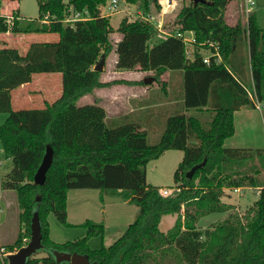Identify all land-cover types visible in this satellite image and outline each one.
I'll return each mask as SVG.
<instances>
[{
  "label": "trees",
  "instance_id": "trees-1",
  "mask_svg": "<svg viewBox=\"0 0 264 264\" xmlns=\"http://www.w3.org/2000/svg\"><path fill=\"white\" fill-rule=\"evenodd\" d=\"M138 5L144 13L157 0H124ZM180 8L176 27L169 36L155 39L156 31L144 19L123 18L115 30L120 39L111 45L113 32L108 16L100 7L106 0H38V21L12 20L0 14V34H57L53 42L31 43L25 53L0 47V113L7 114L0 125V143L10 169L0 180L2 190L15 192L21 230L13 243L0 246V264H8L4 254L25 246L30 239V220L37 211L46 255L32 256L26 264H57L52 251L86 255L97 264H264V187L246 215L226 219L211 230L200 231L202 216L222 213L228 207L220 198L225 188L260 187L256 176L264 172V149L226 148L234 134L233 114L241 108L264 109V29L251 12L246 23L229 26L225 12L233 0H208ZM72 12H86V20L64 23ZM47 18V22L42 20ZM191 31L194 52L189 59L182 40L175 33ZM157 35V34H156ZM213 43L220 61L210 57L203 63L201 50ZM245 47L246 55L241 52ZM116 54L117 71L137 69L152 72L161 84L166 71L182 78L183 108L193 112L210 110L209 123L198 115L178 113L165 121L159 141L149 145L146 134L134 124L108 127L106 111L95 99L78 105L95 89L116 84L143 85V81L101 82V72L93 70L100 57ZM249 71V84L244 80ZM60 73V97L41 109H11L12 90L30 83L38 73ZM53 151L45 182L38 186L33 176L46 147ZM167 150H180L183 157L173 180L179 183L171 194L162 196L147 183L146 164ZM190 179L186 173L203 160ZM253 164L248 162L254 160ZM71 189H97L117 193L135 205L138 213L123 234L108 247L90 249V237L102 234L104 226L85 221L86 234L79 239L55 243L49 237L48 216L67 223L66 199ZM39 197V201L36 198ZM165 215H175L173 226L162 233L158 226ZM59 264H69L62 262Z\"/></svg>",
  "mask_w": 264,
  "mask_h": 264
},
{
  "label": "rangeland",
  "instance_id": "rangeland-1",
  "mask_svg": "<svg viewBox=\"0 0 264 264\" xmlns=\"http://www.w3.org/2000/svg\"><path fill=\"white\" fill-rule=\"evenodd\" d=\"M66 1V0H65ZM164 0H157L158 8L154 4H150L146 13H144L138 5H133L125 2L124 0H117L116 7L111 9L110 0H106L104 6L100 7L101 14L108 16L110 26L113 32L110 34L111 45H114L119 39V34L115 31L119 26L120 21L123 18L128 19V21H133L135 19L147 18L151 26L155 30V25L158 20L162 22V31L171 30L176 27V15L180 8L190 4L191 0H175L176 7L171 13L163 14ZM254 5L251 10V14L254 15L258 25L264 29V0H252ZM244 1L235 0L231 3L227 14L225 16V22L229 26H234L239 21L242 24L246 23L247 15L244 12ZM14 12L19 14V17L28 21H38V0H0V14H6L4 16H11ZM227 19V20H226ZM11 34V33H10ZM157 34V33H156ZM155 34V39L159 38ZM188 37V34H185ZM58 39L57 34L47 33V34H26V35H15L10 37H0V47L16 48L20 53H25L28 46L31 43L40 42H53ZM5 42V43H4ZM241 52L246 55L245 47H241ZM204 57L209 55L208 52H202ZM116 59V54L112 51L105 59L102 70L103 77L114 78V80H130L134 79L136 76L135 72L138 70L130 71H117L114 68V61ZM244 75L249 79V71L245 68ZM113 73H118L116 76ZM152 72L145 74L143 77H151ZM143 79V80H144ZM165 77L161 79L164 81ZM113 81V80H111ZM151 87V98L146 100V98L137 99L135 102L124 101L125 97L128 96L121 95L124 93V89L119 90L120 92L115 99V105L113 107L116 110L121 111L119 116H115L112 123L106 122L108 127H116L123 124H134L141 131L146 134V141L149 145L156 144L165 127V121L168 116L184 113L187 115L195 114L205 122L209 123L212 119L213 114L210 110H203L201 113L193 112L191 110H186L183 108V103L179 101L181 95L179 96V91L170 88L167 93L163 89L162 85L151 82L146 86ZM145 86V84H144ZM62 90V79L61 74L54 73H38L33 76L32 87H28L21 91L23 99L16 98L17 90H12L11 96V109H41L46 103H52L56 101ZM26 99V100H24ZM87 97H83L78 101V105H85ZM128 99H130L128 97ZM160 100V106H154ZM167 101H174L173 105L168 108L163 107V103ZM89 104H92L89 103ZM128 104L130 108L124 107ZM143 106L142 108H140ZM135 109V110H134ZM133 111V112H132ZM259 118V125L261 134L264 135V109L256 112ZM7 114L0 113V125L6 119ZM231 139V138H230ZM226 139L224 142L225 147L231 145V140ZM261 140H264V136ZM183 157V152L180 150H167L157 159L150 160L146 164V180L147 183L157 189H168L175 188L179 183H175L173 180V174ZM255 161L252 160L248 162V165L253 164ZM11 167V162L4 158L0 143V175L1 178L4 176V172H7ZM262 175V176H261ZM259 184H264V172L261 171L260 174L256 176ZM255 189L251 187H245L243 190L235 192L234 188L223 189L224 195L220 198V201L228 207L227 211L222 213H212L199 218L196 222V228L200 231L211 230L215 225L221 223L226 219H231L236 217L241 223H245L246 215L249 213L251 206V200L255 199L254 193ZM254 192V193H253ZM15 195V192H13ZM0 194V207H3V200ZM237 196V197H236ZM247 196V198L241 197ZM233 197L235 200H232ZM16 200V195H15ZM17 202V201H16ZM230 203V204H226ZM240 203V204H239ZM0 220L3 216L9 212L2 210L0 212ZM12 213V212H11ZM66 213L68 225H63L59 223L53 214L48 216L49 224V237L55 243H64L67 241H73L83 237L86 234V228L81 226L85 221H90L94 224H102L104 226V231L102 234H97L88 239L87 244L90 249H99L101 247L110 246L115 240H117L124 232L126 227L133 222L135 219L138 208L124 200H122L121 195L117 193L110 194L104 193L103 198L100 199L99 190L97 189H71L67 192L66 199ZM176 216L175 215H165L161 218L159 223V230L162 233L167 232L174 224ZM6 230V231H5ZM0 245H6L10 242L8 228H0ZM17 251V250H16ZM15 251V252H16ZM46 255L45 250L38 251L35 257H42ZM170 264H176V262L171 259Z\"/></svg>",
  "mask_w": 264,
  "mask_h": 264
},
{
  "label": "crops",
  "instance_id": "crops-1",
  "mask_svg": "<svg viewBox=\"0 0 264 264\" xmlns=\"http://www.w3.org/2000/svg\"><path fill=\"white\" fill-rule=\"evenodd\" d=\"M13 1L14 0H12V2ZM234 1L235 0L230 2L226 8V12H225L226 17L228 16L227 11H228L231 3H233ZM5 2H6V0H5ZM3 15H8V13L3 14ZM11 35L15 36L14 34H10L9 32H7L4 34H0V37H2V38L10 37ZM114 63H115V61H114ZM147 73H150V72L137 71L134 74L136 76L134 79H131V81L125 79V81H129V82L143 81V79H144L143 76ZM117 74L118 73H113L114 76H116ZM163 77H165L164 81L162 80V83L165 86V93L168 92L169 87L173 88L177 91L179 89H181L182 78H181V74L179 72L166 71L161 76V79H163ZM111 80H114V78L108 79L106 77H103V74L100 75V81L101 82L105 83V82H110ZM243 81H246V83H247L249 81L248 77L245 76ZM32 84H33V79L30 83L24 84V85L18 87L17 89H15V90H17L16 98L17 99L18 98L23 99L24 96L20 94L21 91L28 88V87H32ZM122 89H124V93H122L121 95H124V97L128 96L130 98V99H128V97L127 98L125 97L124 101H128V102H135V101H137V99H142V98H146V100H149L151 98V94H152L150 85L144 86V84L143 85H141V84H136V85L116 84V85H112V86L105 87V88L95 89L91 95L84 96V97H87V99H86L87 103H85V104H89L91 102L93 104L95 102V99H97L98 104L100 106H102L104 108V110L106 111L105 121H110V123H112L115 116H119L121 114V111L116 110L113 107V105H115L114 101H115V99H117V96L120 95V94H118L120 92L119 90H122ZM179 93H180L179 96L181 95L179 101L182 102L181 90L179 91ZM24 100H26V99H24ZM173 103H174V101L164 102L163 107L167 106L168 108H170L173 105ZM153 104H154V106L155 105L160 106L161 103H160V100L157 103L155 100V102ZM124 107L130 108L129 112L131 110H133V109H131L130 104H128V107L126 105H124ZM142 107L143 106H141L140 108H142ZM258 110H259V112H261V108H257V107L253 108V109L241 108L240 110L234 112V114H233L234 134L231 137V139L229 138L231 140V145L229 147H226V148L264 149V140H261L264 135L261 134L260 125H259L260 120H259L258 115L256 113ZM5 173L6 172H4L3 174H5ZM0 178H1V175H0ZM256 180H258V179L256 178ZM258 185H260V187H257L255 189L256 190L255 193L253 192L255 199L251 200V206L253 205V203L257 199L259 189L264 187V184L258 183ZM244 189H245V187L243 188V190ZM13 192L14 191L2 190L0 188V194H2L1 198L4 202L3 207H0V212L2 210H5L6 212H9V215H10V217H8V214H6L0 220V228H1V226L3 227V229L8 228V234L10 236L9 237L10 242L6 245H9V244L14 242L18 232L22 228L20 223H19V218H18L19 213H20V209L18 208V204L15 200V195ZM236 197H233L232 200H235L234 198H236ZM241 198H247V196H244V197L242 196ZM226 204H230V203H226ZM67 216H68V214H67ZM0 236H2V234ZM0 246H2V245H0ZM14 252H12V253H14ZM8 254H10V253H8Z\"/></svg>",
  "mask_w": 264,
  "mask_h": 264
},
{
  "label": "water",
  "instance_id": "water-1",
  "mask_svg": "<svg viewBox=\"0 0 264 264\" xmlns=\"http://www.w3.org/2000/svg\"><path fill=\"white\" fill-rule=\"evenodd\" d=\"M193 5H197L198 3L201 4H209L208 0H192ZM104 64V57H100L99 61L93 67L95 71H101ZM153 81L152 77L145 78L143 83L148 85ZM53 158V151L50 146L46 147L44 156L42 161L36 170L33 176V183L35 185L41 186L45 182V175L47 170L49 169ZM205 159L195 166H193L187 173L186 178L190 179L193 173L204 166ZM40 199L39 197L36 198L38 202ZM42 234L40 228V222L37 211H34L30 220V239L28 243L19 248L16 252L8 254L6 256L8 264H26L27 259L35 255L38 251L43 249V245L41 243ZM53 258L57 264L62 262H67L69 264H97L96 262H90L86 255H79L77 253H67V252H60V251H52Z\"/></svg>",
  "mask_w": 264,
  "mask_h": 264
},
{
  "label": "built area",
  "instance_id": "built-area-1",
  "mask_svg": "<svg viewBox=\"0 0 264 264\" xmlns=\"http://www.w3.org/2000/svg\"><path fill=\"white\" fill-rule=\"evenodd\" d=\"M243 1H244V3H243L244 12L248 16V14L252 10V7H253L254 3H253L252 0H243ZM163 2H164L163 14L171 13L176 7L175 0H164ZM116 3H117V0H110L109 8H111V9L115 8L116 7ZM88 16L89 15L86 12H72V11H70L68 13V15L65 17L64 23L71 24V23H73L76 20H86V19H88ZM6 17H7L8 22H10L12 20V16H6ZM143 19L148 21L147 18H143ZM42 22L46 23L47 22V18L45 17L44 20H42ZM161 28H162V22H161V20H158L156 22V25H155V31H156L158 37H165V36H169L170 35V33H168L167 31H162ZM185 34H188V37H186ZM175 35H176V37L180 38L182 40V42L184 43L186 56L190 59L192 57L193 52H194L195 39H194L193 33L191 31H187V32H184V33H177L176 32ZM207 45H208V47H213L215 50L213 52H210V50H205V52L209 53V55L207 57H204L202 55V52H204L203 50L200 51V53L202 55V58H203V60H202L203 63L208 65L210 57H214V58L217 59V61H220V55L217 52V49L213 45V43H207ZM256 107L259 108L258 105H256ZM240 189H242V188H234V191L238 192V191H240ZM171 192H172V190H168V189L159 190V193L162 196H167V195L171 194ZM0 251L2 252V249ZM4 255L7 256L8 254L7 255L4 254Z\"/></svg>",
  "mask_w": 264,
  "mask_h": 264
}]
</instances>
